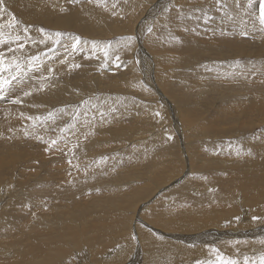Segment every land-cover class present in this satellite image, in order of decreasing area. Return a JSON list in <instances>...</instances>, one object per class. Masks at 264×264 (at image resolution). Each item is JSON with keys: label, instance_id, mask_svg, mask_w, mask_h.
I'll return each mask as SVG.
<instances>
[{"label": "rangeland", "instance_id": "374dc122", "mask_svg": "<svg viewBox=\"0 0 264 264\" xmlns=\"http://www.w3.org/2000/svg\"><path fill=\"white\" fill-rule=\"evenodd\" d=\"M26 1L2 0L0 24L5 27L3 32L6 44H11L14 37L20 36L18 44L25 45L23 50L26 51L27 47L31 46L26 53L39 57L31 62L35 65L34 67L29 66V60L25 61L29 56L22 55L17 59H20L23 65L21 74L32 71L33 77L28 84L33 86L34 90L37 89L33 91V97L36 98L35 95L39 94L44 96L33 105V108L44 113L27 116L26 122L33 121V124L28 126L19 119L18 125L12 129L0 127V146H3V149H0L2 153L0 156L7 154V151H12L11 154L19 153V157L21 145L31 141L33 143L31 145L34 146L31 152H34L35 157L28 168L23 167L24 161L18 160L13 167L6 166L0 169V188L4 183H8V188L4 185L5 190L0 192L3 194L0 196V198L3 197L0 199L1 221L9 225L13 221L15 209L22 203L25 210L19 213L22 216L18 217V220L26 221L25 224L23 222L25 229L21 230L20 227L9 225L7 228L10 227L12 231L10 236L0 234V249L5 251L0 254V263L5 264L7 261L19 259L23 249L31 250L28 248H31L33 244L28 239V235L35 234L41 228L33 225L34 221L36 224H38L37 221L47 220L49 223L52 221L53 228L51 229L52 225H50L48 230L50 233L55 234L66 228L70 232L65 235L76 232L78 237L82 238L87 236L97 238L100 233L104 234V226H111L114 232L109 237L118 240L123 238V231L128 229L129 239L131 238L130 248L132 239L138 248L136 244L138 233L135 232L139 228L147 230L148 226L147 231L151 229V233H155V236L169 238L168 233H164L167 231L162 229L163 224L170 219L178 222L181 211L193 210L196 205L207 206L211 211L209 213H219L222 218L219 221H222V224L227 223L221 226L218 224L219 228L208 226L202 229V232H194L197 235L203 234L206 230L213 232L214 229L220 236H217V232L216 236L208 233V236H212L208 238V247L213 250L207 251L206 256H198V258L194 256L186 263L206 264L207 260L212 259L216 260L215 264H221V261L235 260L233 257L235 254L226 251L225 248L222 250L220 245L226 239L219 242L221 235L229 236V233L226 235L227 231L233 230L236 224L238 230L231 231L232 235L228 239L239 242L240 237V239L249 238L245 232L248 229L246 224L255 221L254 218L257 216L263 218L259 211L264 210L262 198L264 194L262 195L260 188L256 193L263 201L254 205L252 202L257 200L255 197H250L251 189L248 187L249 184L254 188L258 187L257 182H252L262 174L257 167L264 162V81H262L264 79L262 77L264 76L262 75L264 74V25L260 23L259 16V7L264 0H252L251 5L248 0H240L239 4L234 0H223L222 4H217L216 0H38L39 6L33 8V18L36 16L37 18L33 21H29L28 17L19 10L24 8ZM28 1L31 2L29 6L32 7L33 0ZM233 4L242 6L238 19L232 17L237 10L225 14V11L231 9ZM41 7L45 10V14L42 13ZM16 8L19 9L16 10ZM205 14L208 19L204 18ZM45 18L46 23H44ZM10 23L14 24V27H9ZM54 23H57L56 27ZM149 28L152 29L151 32L148 31ZM41 29L44 32H41ZM55 32L63 34L59 38V43H55L57 38L51 35ZM138 32L144 34L140 36ZM145 34L150 38H145ZM76 37L79 38V44L73 48L72 44ZM216 38H225L230 41L216 43ZM41 41L44 42L41 43ZM240 43L243 54L233 55L235 44ZM142 44L143 47L140 46ZM142 48L153 56L155 62L160 57L163 58L162 55H169V59H174L172 60L174 64L170 63V68L169 66L165 68L167 72L173 69L169 71V80L172 82L165 84V90L162 88L163 94H167L171 104H167L168 101H162L160 97L162 95L147 85L146 81L150 83V80L143 73V67L146 75L149 76L146 68L149 67L151 70L153 61L152 65L149 64L147 67L144 52L141 53L142 50H140ZM226 51L228 55L225 54ZM23 56L26 59H23ZM7 58L12 59L10 56ZM63 63L65 68L61 65ZM260 68L263 71H260L262 70ZM200 71L203 73L197 74ZM251 74L256 78H252ZM152 75L150 74V78ZM258 82L261 84L259 90L251 86ZM186 83H190L193 86L190 88L193 90L182 89ZM207 84H214L213 86L216 85L219 88L217 90L214 87L217 91L211 94H208L206 89L201 91L202 86ZM233 84L235 87H231ZM16 85H19L17 80L13 81L12 88L6 89L7 92L0 95L1 122L5 118H2L4 112L10 111V114L20 112L21 107L13 102L18 97L10 94ZM54 86L67 91L65 101L52 103L49 106L43 105L42 102L49 101L48 94L50 95ZM9 90H11L10 93ZM226 95L234 97L228 98ZM14 105L17 108L10 110L9 108ZM175 117H187L186 119H189L193 126L186 125L188 123L186 120L183 129L180 128L182 132L180 133L177 129L179 123L176 126L174 122ZM57 121H64L65 124L68 122V128L64 124L51 127ZM73 125L78 129L82 127L80 130L84 128V132H72L71 130L76 129ZM41 126L49 127L45 132L46 140L42 138ZM12 131L18 132L16 134L20 136L15 137ZM74 135L80 136V141ZM21 137L23 140L20 139ZM87 137L91 138L86 139ZM65 138L71 143L64 140ZM71 138L72 141L75 140L72 142ZM53 140L56 141L55 145L51 143ZM76 140L81 143L78 151L75 147ZM90 143H93V151L86 147ZM245 143L246 148H244ZM259 144H262L260 152L252 154L253 150L255 152L254 147ZM248 145H252L253 150L249 149ZM247 150L251 151L246 154ZM74 152H77V155H73ZM7 161L5 159L4 162ZM29 168L32 170L30 171ZM22 169L23 173H21ZM28 169L30 174L27 172ZM13 177H17L18 180ZM3 178H7V182H4ZM9 178L12 184L8 181ZM34 179L37 180L33 181ZM52 179L56 185L61 183L68 185L70 190H66L65 193L72 195L63 197L65 193L59 187V198L52 192L48 198L43 199V203L45 202L47 206L46 210L51 212L48 213L49 215L44 211L41 212L40 209L36 211L27 209L29 197L23 196L19 191L26 192L40 185L42 187L46 184H41V182L44 183L42 180L52 182ZM240 189L241 191H238ZM17 192L21 195L17 196ZM9 193H12V196H9ZM38 197L41 198L39 195ZM38 197L33 195V199ZM250 203L252 206L249 205ZM114 205L115 208H113ZM118 205L121 207L118 208ZM228 207L234 211L232 213L234 219L237 215L236 222L233 220L235 223L232 225L228 219H224ZM45 215L47 218L43 219ZM62 215L65 216L62 217L61 222L57 216ZM208 217L210 216L206 219ZM237 219L240 221L242 219L243 225H241L242 222L239 224L240 221L238 222ZM122 220L125 221L124 230L120 224ZM60 224H63L62 227L59 226ZM5 225L1 224L0 228H6ZM254 226L249 229L257 228L258 233L251 234L250 237L264 240V223L259 222ZM16 228L18 231L15 230ZM13 230L18 233L16 234ZM180 230L169 231L179 236L170 237V239L181 241L180 236H195L193 232L188 234ZM13 235L14 237H11ZM44 237L47 235L33 237V243L48 242L49 240L44 241ZM10 239L11 242H20L9 246ZM210 239H213L215 243L209 241ZM70 241H72L71 238H67L64 242L66 245L68 243L69 249L75 251ZM211 243L213 248L210 246ZM114 244L110 246L111 249L109 247L110 251L114 246L119 245L117 242ZM81 250H83L82 254H80ZM74 251V254L70 255L71 261H67L70 264H91L93 261L92 264H106L95 262L93 257H101L99 260L103 261L110 255L107 249L104 252L94 253L92 256L84 242L75 251L78 254ZM254 251L255 253L249 251L250 254L238 258V261L246 264L247 258V264L253 262L260 264L264 250L259 248ZM235 253L237 255L238 251ZM175 258L168 261L164 258L161 264H168V262L169 264H185L178 257ZM67 262L65 264H68ZM136 262L143 264L138 258ZM123 263L126 264V261L121 262Z\"/></svg>", "mask_w": 264, "mask_h": 264}, {"label": "bare ground", "instance_id": "6f19581e", "mask_svg": "<svg viewBox=\"0 0 264 264\" xmlns=\"http://www.w3.org/2000/svg\"><path fill=\"white\" fill-rule=\"evenodd\" d=\"M32 1V0H31ZM164 1V0H163ZM46 2V1H45ZM22 3V2H21ZM19 4V5H22V4ZM30 1H26L25 2V5H24V8L23 9H19V8H16V10L17 9H19V10H21L23 13H24V15L26 16V17H28V20L29 21H33V19L35 20L36 18H37V16L36 17H34L33 18V8H37L39 5H38V0H33V6L32 7H30L29 5H30ZM40 3V2H39ZM166 3V2H165ZM168 3V2H167ZM15 4V3H14ZM45 4V3H44ZM19 5H17L18 7H19ZM46 5H47V3H46ZM23 6V5H22ZM153 6V5H152ZM241 7L242 6H236L235 4H233L232 5V7H231V9H228V10H226L225 11V14H226V12H228V13H230L232 10H237V13L235 14V15H232V17H235V18H239V16H238V13H239V11H240V9H241ZM21 8V7H20ZM260 8V7H259ZM258 8V9H259ZM41 9H42V13H46L45 12V10H43V7H41ZM160 9H162V8H160ZM153 10V9H152ZM151 10V11H152ZM255 11V10H254ZM37 14V13H36ZM47 22V20H46V18L44 19V23H46ZM6 26V25H5ZM57 26V23H54V27H56ZM144 26V25H143ZM6 27H8V26H6ZM5 28V27H4ZM25 29V28H24ZM136 29V28H135ZM140 29V28H139ZM4 30V29H3ZM17 30V29H16ZM137 30V29H136ZM142 30V29H141ZM22 31V30H21ZM146 31V30H145ZM7 32V31H6ZM147 32V31H146ZM138 33H140V32H138ZM9 34V33H8ZM16 34V33H15ZM135 34V33H134ZM142 34H144L143 32H142ZM141 33H140V36L142 35ZM19 35V34H18ZM149 35H150V33H149ZM22 36V35H21ZM24 36V35H23ZM145 36H146V34H145ZM17 37V36H16ZM16 37H14L13 39H12V42L11 41H9V42H11V44H6V43H4V44H0V53H3L6 57L7 56H10L11 58H13V57H15V58H17V57H21L22 55H24V56H29V57H31L29 54L30 53H26V51H27V49H29L28 47H27V49H26V51L25 50H23V49H19L18 48V42H20V41H17L16 40ZM20 37V36H19ZM39 37V36H38ZM189 37H191V36H189ZM25 38V37H24ZM36 38V37H35ZM139 38V37H138ZM145 38H150V36H146ZM144 38V39H145ZM10 39V38H9ZM37 39V38H36ZM226 41H230V40H228V39H225V38H216L215 39V42L216 43H222V42H226ZM145 43V42H144ZM33 45V44H32ZM193 45V44H192ZM197 45V44H196ZM201 45V44H200ZM245 45H246V43H245ZM140 46H142L143 47V44L142 45H140ZM188 46V45H187ZM199 46V45H198ZM240 46H242V44L240 43V44H235V50L234 51H232L233 52V55H235V54H238V55H242L243 54V51H241L240 50ZM33 47V46H32ZM190 47V46H189ZM9 48H11V49H13V51H9ZM196 48V47H195ZM25 49V48H24ZM33 49V48H32ZM191 49V48H190ZM30 50V49H29ZM140 50H142L141 51V53H143L144 52V56L146 57L145 58V63H147L146 65H147V67L149 66V64H151L152 65V61H153V66L151 67V70H149V67L148 68H146V71H147V74L149 75V76H147L146 75V73H145V68L143 67V73L145 74V76L146 77H148L149 78V80H150V83L149 82H147L146 81V83H147V85L148 86H150V88H153L156 92H158L159 94H161L162 96H160L161 98H162V101H168V103L167 104H171V102H170V100L167 98V94L165 95V93L163 94V91H162V88L165 90V84L167 83V82H172V81H170L169 79V71H171V70H173V69H169L168 70V72H167V70H165V68L167 67V66H169V64L170 63H173L172 62V60H174V59H169L168 58V56L169 55H162V56H164L163 58H159V59H157L156 60V62H155V60H154V58H153V56H151L150 55V53L149 52H146V51H144V49L142 48V49H140ZM198 50V49H197ZM202 50V49H201ZM32 51V50H31ZM34 51V50H33ZM32 51V52H33ZM28 52V51H27ZM201 52V51H200ZM199 52V53H200ZM208 51H206V53H207ZM213 52V51H212ZM148 53V54H147ZM205 53V54H206ZM147 54V55H146ZM190 54V53H189ZM225 54L226 55H228L227 54V51L225 52ZM249 54V53H248ZM61 55V54H60ZM212 55V54H211ZM24 56H23V59H26V58H24ZM232 56V55H231ZM207 60V59H206ZM205 60V61H206ZM209 60V59H208ZM212 60V59H211ZM217 60V59H216ZM240 60V59H239ZM25 61H28V59H26ZM52 61V60H51ZM54 61V60H53ZM52 61V62H53ZM142 61V60H141ZM201 61H203V60H201ZM201 61H199L200 63H201ZM29 62V61H28ZM27 62V63H28ZM143 62V61H142ZM204 62V61H203ZM202 62V63H203ZM65 63V62H64ZM64 63L63 64H61V65H63L62 67L63 68H65L64 66ZM25 64V63H24ZM33 64V63H32ZM55 63H53V65H54ZM59 64H60V62H59ZM174 64V63H173ZM243 64V63H242ZM58 65V64H57ZM236 65V64H235ZM232 66V65H231ZM59 67H61L60 65H59ZM169 68H170V66H169ZM201 68H204V67H201ZM209 68V67H208ZM253 69H254V67H252ZM28 69V68H27ZM167 69V68H166ZM177 69H179V68H177ZM252 69V70H253ZM260 69H262V68H260ZM23 70H25V69H23ZM63 70V69H62ZM212 70V69H211ZM256 70V69H255ZM28 71V70H27ZM174 71H175V69H174ZM197 71V70H196ZM203 71V70H202ZM202 71H200L199 73H197V74H200V73H203ZM260 71H263V69L262 70H260ZM31 72V73H30ZM30 72H27L26 73V71H25V74H21L20 76H19V78L17 79V82L19 83V85H16L15 87H14V89L11 91V90H9L8 92L10 93V91H11V95H13V96H16V97H18L17 99H19L21 102L20 103H16L17 105H19L20 107H21V109H20V112L19 113H12V114H10L11 112L10 111H7V112H4V115L2 116V118L3 117H5L4 119H3V123L0 121V127H2V129L3 128H13V127H15V126H17L18 125V122H17V120H22V122H24L25 123V126H28V125H30V124H33V121L32 122H26L27 120H28V117L27 116H29V115H40V114H43L41 111H39V110H37V109H34L33 108V105L35 104V103H37L40 99H42L44 96L43 95H41V94H39V95H35V96H37L36 98L35 97H33V91H36V90H34L33 89V86L31 87V86H29V84H28V81L33 77V74H32V71H30ZM59 72H60V70H59ZM180 72V71H179ZM215 72V71H214ZM142 73V72H141ZM225 73V72H224ZM61 74V73H60ZM150 74H153L152 76H151V78H150ZM219 74V73H218ZM245 74V73H244ZM249 74V73H248ZM256 74V73H255ZM172 74H170V76H171ZM174 75V74H173ZM239 76H240V74H238ZM252 75V74H251ZM262 75H264V74H262ZM190 76V75H189ZM209 76V75H208ZM244 76V75H243ZM248 76V75H247ZM253 77L252 78H256L254 75H252ZM237 77V76H236ZM241 77V76H240ZM262 77H264V76H262ZM172 78V77H171ZM191 78V77H190ZM196 78V77H195ZM198 78H199V76H198ZM213 78V77H212ZM223 78V77H222ZM251 78V77H250ZM258 78H259V75H258ZM143 79V78H142ZM141 79V80H142ZM181 79V78H180ZM186 79V78H185ZM201 79V78H200ZM210 79V78H209ZM217 79V78H216ZM239 79V78H238ZM262 79V78H261ZM190 80V79H189ZM192 80V79H191ZM201 80H204L205 81V79H201ZM212 80V79H211ZM136 81V80H135ZM174 81V80H173ZM184 81V80H183ZM186 81H187V79H186ZM185 81V82H186ZM255 80H253V82H254ZM262 81H264V79L262 80ZM143 82H145V81H143ZM187 82H189V81H187ZM191 82V81H190ZM194 82V81H193ZM222 82V81H221ZM227 82H229V81H227ZM252 82V83H253ZM175 83V82H174ZM179 83V82H178ZM195 83V82H194ZM220 83V82H219ZM168 84V83H167ZM190 84V83H189ZM189 84H185L184 86H183V88L182 89H185V90H187V91H190V90H193L192 88H190V86H191V84L189 85ZM145 85V84H144ZM146 85V86H147ZM187 85L189 86V87H187ZM214 84H207V85H203L202 86V88H201V91H202V89H206L207 90V93L208 94H211V93H214L215 91H217L218 90V88L219 87H217L216 85L215 86H213ZM259 85H261V84H259V82L258 83H256V84H252L251 86L254 88L255 87V89H257V90H259ZM234 86V84L231 86V87H233ZM237 86V85H236ZM191 87H193V86H191ZM214 87H216V89L217 90H214ZM223 87H225V86H223ZM235 87V86H234ZM10 88H12V85H11V87ZM9 88V89H10ZM227 88V87H226ZM252 88V89H253ZM8 90V89H7ZM167 90V89H166ZM171 90V89H170ZM174 90H175V88H174ZM7 92V91H6ZM25 92H29L30 94L29 95H24V93ZM67 91H65L64 89H61L60 87H58V86H54L53 87V89L50 91V95L48 94V97H50V99H48L49 101H47V102H42V104L43 105H46V106H49V105H51L52 103H59V102H63V101H65V93H66ZM204 92V91H203ZM49 93V92H48ZM206 93V94H207ZM87 95V94H86ZM169 95V94H168ZM201 95V94H200ZM232 95V94H231ZM231 95H229V97L231 96ZM64 96V97H63ZM227 96V95H226ZM46 97V96H45ZM221 97H223V95H221ZM228 97V96H227ZM228 97V98H229ZM232 97H234V96H231V98ZM236 97V96H235ZM170 98H172V97H170ZM230 98V99H231ZM194 99V98H193ZM221 99H223V98H221ZM230 99H228V100H230ZM16 100V99H15ZM14 100V101H15ZM44 100V99H43ZM179 100V99H178ZM186 100V99H185ZM184 101V100H183ZM153 106V105H152ZM189 106V105H188ZM15 108H17V106L16 105H14L12 108H9L10 110H13V109H15ZM154 108V107H153ZM159 108V107H158ZM164 108V107H163ZM174 108V107H173ZM186 108V107H185ZM261 109V108H260ZM260 109H258V110H260ZM177 111H179V110H177ZM263 112V111H262ZM2 113V112H1ZM10 115V116H9ZM116 117V116H115ZM177 117V116H176ZM174 118V122L176 123V126H177V123H179V128H177L178 129V131L180 132V133H182L181 132V129H183V127H184V123H186V122H188L186 125H188V124H190L191 126H193V123L192 122H189L188 120L189 119H186L187 117H185V118ZM194 117V116H193ZM1 118V119H2ZM112 118V117H111ZM228 118V117H227ZM74 120V119H73ZM187 120V121H186ZM227 120V119H226ZM230 120V119H229ZM242 120V119H241ZM177 121H180V122H177ZM186 121V122H185ZM191 121V120H190ZM196 121V120H195ZM227 122V121H226ZM233 122V121H232ZM2 123V124H1ZM234 123V122H233ZM64 124V126L66 127V128H68L67 126H69V123L67 122V124H65V122L63 121V122H60V121H57L56 123H54V124H52V126L51 127H59V126H62ZM77 124L78 125H80L78 122H77ZM166 124V123H165ZM220 124V123H219ZM196 125V124H195ZM203 125V124H202ZM74 126V125H73ZM82 126V125H81ZM75 127V126H74ZM73 127V128H74ZM49 127H47V126H41V128H40V131H41V133H42V138L44 139V140H46L47 139V137H46V135H45V132H46V130L48 129ZM76 129L75 130H71L72 132H74V133H81L82 131L84 132V128H83V130H80V129H78L77 127H75ZM165 128V127H164ZM181 128V129H180ZM1 129V128H0ZM70 129H72L71 127H70ZM180 129V130H179ZM14 130V129H13ZM86 130V129H85ZM4 131V130H3ZM7 131V130H6ZM70 131V130H69ZM87 131V130H86ZM175 131V130H174ZM8 132H10V131H8ZM12 132H14L15 133V131H12ZM20 132V131H19ZM16 133H18V132H16ZM14 134L15 135V137L16 136H18L17 134ZM183 133H185V132H183ZM8 134V133H7ZM10 134V133H9ZM21 134H22V131H21ZM86 134V133H85ZM84 134V135H85ZM91 134V133H90ZM162 134V133H161ZM24 135V134H23ZM66 135V134H65ZM181 135H183V134H181ZM20 136V135H19ZM74 136H76V135H74ZM82 136H83V133H82ZM87 136V135H86ZM160 136V135H159ZM15 137L13 138L14 139V141L16 140L15 139ZM71 137H73V136H71ZM78 137V140L80 141V139H79V137L80 136H76V138ZM83 137H85V136H83ZM183 137V136H182ZM19 138V137H18ZM23 137H21L20 139H22ZM88 138H91V137H87L86 139H88ZM184 138V137H183ZM3 139V138H2ZM85 139V138H84ZM17 140H19V139H17ZM23 140V139H22ZM64 140H66L67 142H69V143H71L70 142V140L68 141L66 138L64 139ZM75 140V139H74ZM73 140V141H74ZM78 140H76L77 141V143H75V147H76V150L78 151L79 150V148H80V142H78ZM93 140V139H92ZM185 140V139H184ZM71 141H72V138H71ZM72 141V142H73ZM27 142V141H26ZM66 142V143H67ZM171 142V141H170ZM2 143V142H1ZM13 142H11V144H12ZM97 143H99V141L97 142ZM10 144V145H11ZM31 144H33L31 141H28L27 142V144L25 145H21V148H20V155H19V157H18V154L17 153H15V154H11V152H8L7 150V154H4L3 156H0V169H2V168H6V166H8L9 168L10 167H13L14 166V164H16L17 162H18V160H20V161H24V165H23V167L24 168H28V166H29V164L30 163H33L34 162V159H35V157L33 156V154H34V152H31V149L34 147L33 145H31ZM139 144V143H138ZM179 144V143H178ZM184 144H186L185 143V141H184ZM3 145V144H2ZM13 145V144H12ZM15 145H17L16 143H15ZM254 145V144H253ZM14 146V145H13ZM182 146H183V144H182ZM3 147V146H2ZM1 146H0V149L2 148ZM15 147V146H14ZM86 147H88L89 149H90V151H93V148H94V146H93V143H90V144H88ZM97 147V146H96ZM243 147V146H242ZM248 147H249V149H251V150H253L251 147H252V145H248ZM256 147V148H255ZM254 147V149H255V152H253L252 151V154H255L256 152H260V148L262 147V144H259L258 146L256 145ZM258 147H259V151H258ZM181 148V147H180ZM244 148H246V143L244 144ZM3 149V148H2ZM1 149V150H2ZM7 149V148H6ZM15 149V148H14ZM248 149V150H249ZM11 150V149H10ZM9 150V151H10ZM16 150H18V149H16ZM246 151L245 153L247 154V152H250V151ZM185 152H186V150H185ZM1 153V152H0ZM2 154V153H1ZM70 154H71V152H70ZM77 155V152H74L73 153V155ZM245 154V155H246ZM251 154V155H252ZM72 155V154H71ZM16 156L18 157V158H16ZM26 157H28V158H26ZM3 158H5L6 160H8L7 162H4L5 161V159H3ZM25 158V159H24ZM14 159H15V161H14ZM52 159V158H51ZM31 160H33V161H31ZM3 162V163H2ZM257 165V164H256ZM255 165V166H256ZM19 166V165H18ZM251 167H252V165H251ZM21 168V167H20ZM31 168H33V166L31 167ZM30 169V168H29ZM29 169L27 170V172L29 171ZM250 169V168H249ZM257 169L259 170V173L262 171V174L260 175V177L258 176V174H257V177H259V178H256V179H254L253 180V182L252 183H254V182H257V184H258V187H256V188H254V187H252V186H249V185H251V184H249L248 185V187H250V189H251V191H250V197H255L256 198V200L257 201H253L252 202V204H254V203H260V202H262L263 201V199H264V197H262L263 199H261V198H259L258 197V195H257V193H256V191L260 188V190H261V193H262V195L264 194V162L263 163H261L258 167H257ZM32 169H30V171H31ZM20 171V170H19ZM253 171V170H252ZM255 171H256V168H255ZM8 172V171H7ZM12 172V171H11ZM47 172H48V170H47ZM247 172V171H246ZM258 172V171H257ZM12 173H14V171L12 172ZM16 173V172H15ZM20 173V172H19ZM18 173V174H19ZM21 173H23V169H22V172ZM29 174H30V172H28ZM28 173L26 174V175H28ZM34 173V172H33ZM254 173V172H253ZM17 174V173H16ZM36 174V173H35ZM46 174V173H45ZM242 176H243V174H242ZM33 177H34V175H33ZM37 177V176H36ZM35 177V178H36ZM14 178V177H13ZM184 178V177H183ZM4 179V178H3ZM10 179V178H9ZM14 179H16V180H18V178L16 177V178H14ZM248 179V178H247ZM7 180V178H5L3 181L5 182ZM37 179H34L33 181H36ZM40 181H41V179H39ZM38 180V181H39ZM181 180V179H180ZM183 180V179H182ZM9 182H10V184H12V181H11V179L10 180H8ZM42 181H44V183H42L41 182V184H45L44 186H42L41 187V185H40V183H39V185L40 186H36V185H34V186H36V187H33L31 190H29V191H26V192H24V190L21 192V191H19L23 196H26V197H29V199H28V201H30L29 203H28V208L27 209H30V210H39L40 209V211L42 212V211H44V213L45 214H48V213H51L50 211H47L46 210V208H47V206H46V203L44 202L43 203V199H46V198H48V196L52 193V192H54L55 194H56V197L57 198H59L60 197V190H59V187H61L62 188V190L64 191V193L66 192V190H70L69 188H68V185L67 186H65V185H63L62 183L61 184H55V182H54V180L52 179V182H50L49 180H42ZM7 182V181H6ZM18 182V181H17ZM236 183H238V182H236ZM243 183H245V182H243ZM242 183V184H243ZM247 183V182H246ZM250 183V182H249ZM7 184L8 183H4V185H5V187H7L8 188V186H7ZM67 184H69V183H67ZM169 184V183H168ZM4 185H1V188H0V192L1 191H3V190H5V188H4ZM19 185V184H18ZM174 185V184H173ZM25 186V185H24ZM245 186H246V184H245ZM244 186V187H245ZM19 187V186H18ZM17 187V188H18ZM41 187V188H40ZM173 187V186H172ZM204 187H205V185H204ZM237 187V186H236ZM12 188V187H11ZM16 188V187H15ZM54 188V189H53ZM20 189H21V187H20ZM166 189V188H165ZM237 189H238V187H237ZM16 190V189H15ZM61 190V191H62ZM247 190V189H246ZM12 191V190H11ZM72 191V190H71ZM70 191V192H71ZM204 191V190H203ZM235 191V190H234ZM237 191V190H236ZM238 191H241V189L240 190H238ZM245 191V190H244ZM248 191H249V189H248ZM248 191H246V192H248ZM18 193V192H17ZM20 193H18L17 194V196H19V195H21ZM8 194V193H7ZM66 194V195H65ZM65 194H63V197H70L72 194L71 193H65ZM238 194V193H237ZM241 194V193H240ZM251 194H252V196H251ZM3 194H0V196H2ZM14 195H15V193H14ZM13 195V196H14ZM33 195L34 196H36V197H38V195L41 197L40 199H39V197L38 198H34L33 199ZM75 195V194H74ZM241 195H243V194H241ZM6 196V195H5ZM9 196H12V193H9ZM260 196V195H259ZM264 196V195H263ZM62 197V196H61ZM241 197V196H240ZM3 198V197H2ZM2 198H0V199H2ZM149 198V197H148ZM152 198V197H151ZM242 198V197H241ZM223 199V198H222ZM231 199V198H230ZM240 199V198H239ZM224 200V199H223ZM241 200V199H240ZM151 202H153V201H151ZM228 202V201H227ZM79 203V202H78ZM147 203H149L150 204V202H147ZM146 203V204H147ZM198 203V202H197ZM229 203V202H228ZM231 203V202H230ZM23 204V203H22ZM21 204V206L20 207H18V208H16L15 209V214H14V216H13V221H11L10 223H9V225H14L15 227H20V229L22 230V228H24L25 229V226H23L25 223H26V221H23L24 222V224H23V222L21 221L20 222V220H18V217H21L22 215H20L19 213L20 212H24V205H22ZM67 204V203H66ZM138 204V203H137ZM239 204V203H238ZM252 204L250 203L249 205H251L252 206ZM50 205H51V203H50ZM123 205V204H122ZM152 205V204H151ZM199 205V204H198ZM228 205V204H227ZM232 205V204H231ZM234 205V204H233ZM255 205V204H254ZM77 206V205H76ZM111 206V205H110ZM69 207H70V205H69ZM75 206H73V208H74ZM112 207V206H111ZM121 206H119L118 205V208H120ZM110 208V207H109ZM108 208V209H109ZM113 208H115V205H114V207ZM150 207H148V209H149ZM209 208H210V206H209ZM221 208V207H220ZM229 208V207H228ZM241 208V207H240ZM252 208V207H251ZM76 209H77V207H76ZM107 209V210H108ZM144 209V208H143ZM146 209V208H145ZM243 209V208H242ZM235 210V209H234ZM39 211V212H40ZM46 211V212H45ZM72 211H73V209H72ZM75 211V210H74ZM209 211H210V209H208L207 208V206H195V208L192 210H185V211H181L180 212V217L178 218V222H174V221H172L171 219L170 220H167L166 221V224H163V226H162V229L164 228L167 232H164V233H168V235H169V238H167V236H162V237H157V235L155 236L154 234H152L151 233V229L149 230V231H147L148 229H149V227L147 226V225H145V226H147L146 227V229L147 230H145V229H141V228H139V230H137L135 233L137 234L138 233V236H137V239L136 240H138V242L136 243L137 244V247L138 248H136V246L134 245V241H133V239H132V246H131V248H130V245H131V241H129L130 239H129V236H128V229H125L126 231H123V233H124V236H123V238H121V239H116V238H114V239H111L109 236L114 232V230L111 228V226H104L103 227V232H104V236L100 233V235L97 237V238H91V237H78V234L76 233V232H73V233H71L70 235H65V234H68L70 231H69V229H66V228H64V229H61L60 231H58V232H56L55 234H53V233H50L48 230H49V227H51L50 225H52V221H51V223H49L47 220H43L42 222H40V221H37L38 222V224H36V221H34L35 222V224H33V225H35V226H39V227H41L39 230H37V232L35 233V234H27L28 235V239H30L31 240V242H32V246H31V248H28V249H31L30 251H27L26 249H23V250H21V252H22V256L19 258V259H13V260H10V261H7L5 264H65L67 261H69L70 260V255L73 253V251L71 250V249H69V245H68V243H67V245L65 244L66 242H64L65 241V239H67V238H71V240L72 241H70L69 243H72V245H73V248L74 249H76V250H78L79 249V247H80V245L84 242L85 243V245H86V247H87V250L88 251H91L90 253H92V256H93V254L94 253H99L100 251L101 252H104L105 250H109L110 251V249H111V245H113L114 244V242H117L119 245L117 246V247H113V249L109 252V256L105 259V260H103V261H101V260H99L100 258H96V256H94L93 257V259L95 260V262H97V263H106V264H121V262H124V261H126V264H137V262H136V260H137V258H138V260L140 259L142 262H143V264H161L162 263V261L163 260H165V261H168L169 259H171V258H175V257H178L179 258V260L181 259V262H183V263H185V264H188V263H186V262H188V260L191 258V259H193L194 258V256H196L197 258H198V256H206L207 255V253L209 252V250H213V249H210V247H208L209 246V243H207V241H208V238H209V236L210 235H213V236H216L215 234H216V232H217V234H218V231L217 230H214L213 229V232H211L212 230H210V231H207L206 230V232H204L203 234L202 233H199V234H195L194 232H202V229H204V228H206V227H210V226H212V227H215V226H217V228H219L218 227V224H219V226H221V224H222V221H219V220H222V218H221V215L219 214V213H217L216 212V214L215 213H209ZM214 211V210H213ZM216 211V210H215ZM214 211V212H215ZM25 212H27V211H25ZM107 212V211H106ZM154 212V211H153ZM211 212V211H210ZM234 211L233 210H230V208L227 210V213H226V215H225V218L224 219H228L229 221H230V223H231V225L232 224H234L236 221H235V219L237 218L236 216L237 215H235V219H234V217H232L233 215H232V213H233ZM240 212V211H239ZM259 212H261V214H262V216H263V218H264V210L262 211H259ZM258 212V213H259ZM30 213H31V211H30ZM30 213H28V214H30ZM237 213V212H236ZM254 213V212H253ZM27 214V213H26ZM26 214H24V215H26ZM109 214V213H108ZM107 214V215H108ZM223 214V213H222ZM235 214V213H234ZM244 214H246V212L244 213ZM23 215V216H24ZM36 215V214H35ZM49 215V214H48ZM153 215V214H152ZM27 216V215H26ZM36 216H38V215H36ZM35 216V217H36ZM39 216H40V214H39ZM46 216V215H45ZM65 216V215H64ZM63 215L62 216H57L58 218H60L61 219V222L63 221V218L62 217H64ZM110 216V215H109ZM207 216H210V217H208V219H206V217ZM240 216H242V215H240ZM31 217V216H30ZM42 217H43V215H42ZM41 217V218H42ZM1 216H0V221H1ZM47 218V216L46 217H44L43 219H46ZM56 218V217H55ZM150 218V217H149ZM240 218V217H239ZM246 218V217H245ZM252 218V217H251ZM261 216H257V217H255V221L253 220L252 222H250V223H248V224H246V228H248L247 230H245V232H246V235H249V238H246V239H240L239 238V242H235L234 240L235 239H228V238H230V235H232V233H231V231H233V232H235L236 230H238V229H236V228H238V225H236L235 224V227H234V229L233 230H230V231H227V233H226V235L229 233L230 235L229 236H225V234L224 235H221V237L222 238H220L218 241L219 242H221L223 239H226L225 241H223V243L220 245L221 247H222V250H224L223 248H225V250L226 251H229L230 253H232V254H235V255H233V257L235 258V260L234 261H236L237 263L239 262L238 261V258H240V257H244V255H246V254H250L251 252H249V251H252V252H254L255 253V251L254 250H257V249H259V248H262V250H264V240H262V239H257L256 237L254 238V237H250V236H252L253 234H256V233H258L257 231H256V229L257 228H255V229H249V227H253L256 223H264V219H263ZM22 219H24V218H22ZM57 219V218H56ZM253 219V218H252ZM28 220V219H27ZM53 220H54V218H53ZM125 220H127L126 218H125ZM233 220L235 221V222H233ZM101 221V220H100ZM105 221H106V219H105ZM237 221L239 222L240 221V219L238 220L237 219ZM29 222V221H28ZM125 221L124 220H122L121 222H120V224H121V226H122V230H124V223ZM241 222H242V219H241V221L239 222V224H241ZM33 223V222H32ZM227 223V222H226ZM226 223H224V224H226ZM246 223V222H245ZM1 224H4L5 225V223H3L2 221L0 222V225ZM107 224V223H106ZM127 224H129V223H127ZM157 224H159V223H157ZM224 224H222V225H224ZM9 225H5L6 226V228H0V234L2 235H6V237H9L10 236V234L12 233V231H11V229H9V228H7V226H9ZM28 225V224H27ZM61 225H63V224H60L59 226H61ZM152 225V224H151ZM160 225H162V224H160ZM241 225H243V222H242V224ZM100 226H102V225H100ZM142 226V225H141ZM145 226H143V227H145ZM237 226V227H236ZM240 226V225H239ZM1 227V226H0ZM32 227V226H31ZM57 227V226H56ZM62 227V226H61ZM64 227V226H63ZM126 227H128V226H126ZM142 227V228H143ZM153 227H155V226H153ZM156 227H157V225H156ZM230 227V226H229ZM241 228H242V226H240ZM255 227V226H254ZM53 228V225H52V227H51V229ZM58 228V227H57ZM135 228V227H134ZM159 228V227H158ZM181 229L180 231H182L183 233H188V232H193V234H195V236H180V238L179 239H181V241H175V240H173V239H170V237L171 238H177V237H179L177 234H171L169 231H174V229H176V231L178 230V229ZM29 229V226H28V228H27V230ZM50 229V230H51ZM56 229V228H55ZM102 229V228H101ZM121 229V228H120ZM160 229V228H159ZM161 229V230H162ZM163 229V230H164ZM216 229V228H215ZM262 229V228H261ZM15 230H17V228L15 229ZM15 230H13V231H15ZM20 230V231H21ZM133 230V229H132ZM200 230V231H199ZM229 230V229H228ZM235 230V231H234ZM18 231V230H17ZM29 231H31V230H29ZM33 231H36L35 229H33ZM38 231H42L44 234H46L47 235V237H44L43 239H44V241L45 240H49L48 242H45V243H42V242H36V243H33L34 242V240H33V237H38V236H44V234H42V232L40 233V232H38ZM51 231H53V230H51ZM102 231V230H101ZM130 231V230H129ZM153 231V230H152ZM11 232V233H10ZM16 232V231H15ZM22 232V231H21ZM20 232V233H21ZM26 232V231H25ZM28 232V231H27ZM150 232V233H149ZM155 232V231H154ZM225 232V231H224ZM18 232H16V234H17ZM176 233V232H175ZM208 233H210V235L208 236ZM24 234V233H23ZM133 234V233H132ZM156 234H158V233H156ZM189 234V233H188ZM237 234V233H236ZM252 234V235H251ZM26 235V236H27ZM159 236H160V234H158ZM181 235V234H180ZM244 235V234H243ZM217 236H220L219 234L217 235ZM234 236V235H233ZM240 235H238V237H239ZM264 236V235H263ZM262 236V237H263ZM1 237V236H0ZM11 237H14V235L13 236H11ZM212 236H210V238H211ZM235 237H237V235L235 236ZM245 237H247V236H245ZM244 237V238H245ZM261 237V236H260ZM216 238H218V237H216ZM25 239V238H24ZM77 239H78V241H77ZM213 239H214V237H213ZM213 239H210L209 241H213ZM251 239V240H250ZM19 240V239H18ZM38 240V239H37ZM2 241V240H1ZM20 241H18V242H16V241H13V242H11V239H10V242H9V246H10V244H18ZM29 242V241H28ZM194 242H197V243H194ZM201 242V243H200ZM203 242V243H202ZM205 242V243H204ZM214 242V241H213ZM207 243V244H206ZM215 243V242H214ZM5 244V246H6V243H4ZM213 243H211V247L213 248V245H212ZM15 245V246H16ZM26 245V244H25ZM71 245V246H72ZM115 245V244H114ZM207 245V246H206ZM19 246H21V245H19ZM18 246V247H19ZM29 245L27 244V247H28ZM135 246V247H134ZM217 246H218V244H217ZM8 247V246H7ZM26 247V246H25ZM109 247H110V249H109ZM196 247V248H195ZM216 247V246H215ZM214 247V248H215ZM129 248H130V250H129ZM140 248H141V250H140ZM205 248H208V249H205ZM4 249V248H3ZM9 249V248H8ZM81 249V248H80ZM85 249V248H84ZM83 249V250H84ZM216 249V248H215ZM6 250V249H5ZM75 250V251H76ZM83 250H81L80 251V254H82L81 252L83 251ZM93 250V251H92ZM96 252H95V251ZM129 250V251H128ZM249 250V251H248ZM74 251V252H75ZM208 251V252H207ZM216 251V250H215ZM215 251H214V255H215ZM218 251H219V249H218ZM238 251V253H237V255H236V253L235 252H237ZM259 251V250H258ZM5 251H3L2 249H0V254H3ZM14 252V251H13ZM79 252V251H78ZM86 252V251H85ZM260 252H261V250H260ZM259 252V253H260ZM75 253H77V252H75ZM222 253V252H221ZM221 253H219V254H221ZM228 253V252H227ZM229 253V254H230ZM258 253V254H259ZM13 254H15V252L13 253ZM74 254V253H73ZM72 254V255H73ZM78 254V253H77ZM76 254V255H77ZM79 254V255H80ZM84 254V253H83ZM102 253H100V255H101ZM131 254V255H130ZM212 254V253H211ZM210 254V255H211ZM4 255H7V254H4ZM90 255V254H89ZM209 256V255H208ZM212 256H213V254H212ZM222 256V255H221ZM223 256H225L224 254H223ZM227 256V255H226ZM232 256V255H231ZM73 257V256H72ZM229 257V256H228ZM9 258V257H8ZM77 258V257H76ZM81 258V257H80ZM91 258V257H90ZM165 258V259H164ZM168 258V259H167ZM177 258V259H178ZM200 258V257H199ZM10 259V258H9ZM23 259V260H22ZM72 259V258H71ZM163 259V260H162ZM176 259V258H175ZM203 260H205L204 258H202ZM81 260V259H80ZM71 261V260H70ZM171 261V260H170ZM216 260H212V259H210V260H207L206 261V264H215L214 262H215ZM249 261H251V260H249ZM92 262V261H91ZM94 262V261H93ZM92 262V263H93ZM175 262V261H174ZM193 262H195V261H193ZM205 262V261H204ZM68 264H70L69 262H67ZM91 263V264H92ZM170 262H168V264H169ZM176 263H179V262H176ZM190 263H192V261H190ZM201 263V262H200ZM0 264H2V263H0ZM124 264V263H123ZM193 264V263H192ZM195 264H196V262H195ZM198 264V263H197ZM239 264H244V262H239ZM252 264H254V262L252 263Z\"/></svg>", "mask_w": 264, "mask_h": 264}, {"label": "snow or ice", "instance_id": "6c2138e0", "mask_svg": "<svg viewBox=\"0 0 264 264\" xmlns=\"http://www.w3.org/2000/svg\"><path fill=\"white\" fill-rule=\"evenodd\" d=\"M234 2H236L237 4H239L240 0H234ZM217 4H222L223 0H216ZM249 5H251L252 0H248ZM0 4H2V0H0ZM259 16H260V23L262 25H264V3H262L260 5V9H259ZM205 19H208L207 15L205 14ZM15 18L13 17V20ZM9 27H14V24H9ZM3 28L4 25L0 24V44H4L6 43V38L4 36V32H3ZM25 31H27L25 29ZM149 32L152 31L151 28L148 29ZM41 32H44L43 29H41ZM54 35L57 39L54 41L55 43H59V38H61L63 36L62 33L60 32H55ZM16 40L19 41L20 37L17 36ZM75 42L72 44V47L75 48L78 44H79V38L76 37L74 38ZM44 41H41V43H43ZM25 47V45L23 43H19L18 44V48L19 49H23ZM9 51H13V49L9 48ZM107 55V53H105ZM39 59V57L36 56H32L29 57V66L30 67H34L35 65L32 64V61H35ZM22 63L20 61V59H17L15 57H13L12 59H8L3 53H0V95L4 94L6 89L10 88L13 81L17 80L21 74L22 71ZM75 67H79V65H75ZM49 72H51V69H49ZM5 73H7V75H5ZM29 92H25L24 95H29ZM14 103H20L21 101L19 99H16L15 101H13ZM27 134V133H26ZM52 145L56 144V141L53 140L51 141ZM255 219V218H254ZM198 264H200V262H198ZM221 264H237L236 261L234 260H227V261H221ZM246 264H247V258H246ZM260 264H264V256L261 257L260 260Z\"/></svg>", "mask_w": 264, "mask_h": 264}]
</instances>
